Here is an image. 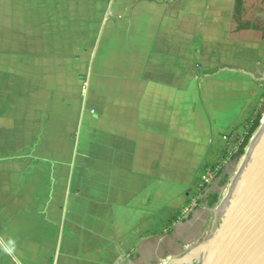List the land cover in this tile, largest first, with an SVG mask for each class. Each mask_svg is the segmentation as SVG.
Here are the masks:
<instances>
[{
  "label": "crops",
  "instance_id": "0c3cea01",
  "mask_svg": "<svg viewBox=\"0 0 264 264\" xmlns=\"http://www.w3.org/2000/svg\"><path fill=\"white\" fill-rule=\"evenodd\" d=\"M257 1L237 16L236 0H0V131L11 120L17 141L0 159V264L156 262L167 241L147 233L246 107L256 52L227 40L233 24L264 33Z\"/></svg>",
  "mask_w": 264,
  "mask_h": 264
},
{
  "label": "rangeland",
  "instance_id": "374dc122",
  "mask_svg": "<svg viewBox=\"0 0 264 264\" xmlns=\"http://www.w3.org/2000/svg\"><path fill=\"white\" fill-rule=\"evenodd\" d=\"M254 3L255 2H253L252 5ZM256 3L259 5L258 9L264 14V7H261L262 4L260 3V0ZM250 13L251 12L249 11L247 14L249 15ZM261 25H264V21ZM235 28L236 25L233 24L231 38L227 40V42H231L232 45L241 44L242 46H246L249 51L256 52V56L249 57L247 64L245 65L247 68L246 107L243 110L242 115L235 121V124L229 131H226L225 133L218 132V137H215V141L212 145L213 150L209 161L201 170L199 182L197 186H195V190L192 189L191 197L186 200L183 205L184 207H182L181 211L179 210V212L176 213L174 223L169 226L167 221L165 227L161 230L147 233V237L153 238L154 244L156 243L155 238L167 241V246L163 244V242L159 244L160 250L158 251V254H154L150 259L152 263L156 261L154 264H172L182 259L185 255L190 253L192 249L200 245L206 239L211 229L219 224L220 214L217 213L216 206L211 209L207 207L206 201L208 200V196L211 194H218L220 197V203H222L229 192V187L243 160L239 159L236 162L234 161L230 163L229 158L236 152L240 140L244 137L248 129V125H246L247 118L251 115L253 117L257 111H263L264 113V33L252 34L249 32L246 39L238 40L236 39L238 33L235 31ZM253 58L255 60H253ZM217 70L219 73V69ZM206 88L212 91L213 86H206ZM231 90L232 96L234 97L236 92H233V87ZM13 91L9 93L7 92L6 97L8 101H10L11 98L16 97V92L14 89ZM3 107L8 113L13 112L15 108L11 103H4ZM27 122L30 123V121ZM2 123L7 130L0 131V159L3 156H7L17 142L15 139L16 130L12 131L14 123L11 120H4ZM36 137L37 134L34 135V138L37 141ZM20 138H23V136H20ZM47 138L48 137L45 134L42 138L44 140L43 142H47ZM0 167L3 166L0 164ZM221 169H225V174L230 176L229 184L226 187H221V178H216L217 172ZM207 173L210 174L209 183H206L204 179ZM193 205H195L194 208H192ZM168 217V215H160L156 218L163 224V222H166V220L169 219ZM153 250L154 248L152 251Z\"/></svg>",
  "mask_w": 264,
  "mask_h": 264
},
{
  "label": "water",
  "instance_id": "95a60500",
  "mask_svg": "<svg viewBox=\"0 0 264 264\" xmlns=\"http://www.w3.org/2000/svg\"><path fill=\"white\" fill-rule=\"evenodd\" d=\"M263 119L229 187L226 206L223 200L217 207L219 224L200 245L172 264H264Z\"/></svg>",
  "mask_w": 264,
  "mask_h": 264
},
{
  "label": "trees",
  "instance_id": "16d2710c",
  "mask_svg": "<svg viewBox=\"0 0 264 264\" xmlns=\"http://www.w3.org/2000/svg\"><path fill=\"white\" fill-rule=\"evenodd\" d=\"M243 4H244L243 0H236L235 14L237 16H240L242 14ZM217 73H218V70L213 71V72H205L204 74L207 76H213ZM263 117H264L263 111H257L253 117H251L250 119L246 121V125H248V129L244 137L240 140V143H239V146L237 147L236 152L232 154L231 157L229 158L230 163L234 161L236 162L245 156L246 150L249 147L253 136L255 135V133L258 131V129L261 126V121ZM216 178L217 179L221 178V181H220L221 187H226L229 184L230 176L228 174H225V169L219 170L216 174ZM206 203L209 209L214 208V206H216L217 208L221 204L219 195L218 194L209 195ZM174 221H175V218H172L170 221H168V225L169 226L172 225Z\"/></svg>",
  "mask_w": 264,
  "mask_h": 264
},
{
  "label": "bare ground",
  "instance_id": "6f19581e",
  "mask_svg": "<svg viewBox=\"0 0 264 264\" xmlns=\"http://www.w3.org/2000/svg\"><path fill=\"white\" fill-rule=\"evenodd\" d=\"M263 123H264V119H263ZM243 161H244V160H243ZM243 161H242V164H243ZM242 164H241L240 167L238 168V169H239L238 172L240 171V168L242 167ZM238 172H237V173H238ZM228 193H229V192H228ZM227 197H228V194H227V195L225 196V198H224V204H223V207L226 206L225 204H226V201H227V200H226ZM223 207L221 208V211L223 210Z\"/></svg>",
  "mask_w": 264,
  "mask_h": 264
},
{
  "label": "built area",
  "instance_id": "2783aa9c",
  "mask_svg": "<svg viewBox=\"0 0 264 264\" xmlns=\"http://www.w3.org/2000/svg\"><path fill=\"white\" fill-rule=\"evenodd\" d=\"M204 179H205V182H206V183H209V182H210V174L207 173V174H206V177H205Z\"/></svg>",
  "mask_w": 264,
  "mask_h": 264
}]
</instances>
